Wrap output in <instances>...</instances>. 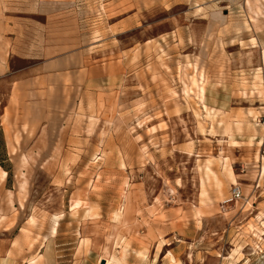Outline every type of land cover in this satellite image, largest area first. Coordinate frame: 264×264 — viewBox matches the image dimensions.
I'll use <instances>...</instances> for the list:
<instances>
[{
    "label": "rangeland",
    "instance_id": "rangeland-1",
    "mask_svg": "<svg viewBox=\"0 0 264 264\" xmlns=\"http://www.w3.org/2000/svg\"><path fill=\"white\" fill-rule=\"evenodd\" d=\"M0 16L36 57L0 77V264H264V0ZM66 52L74 67L42 72Z\"/></svg>",
    "mask_w": 264,
    "mask_h": 264
},
{
    "label": "crops",
    "instance_id": "crops-1",
    "mask_svg": "<svg viewBox=\"0 0 264 264\" xmlns=\"http://www.w3.org/2000/svg\"><path fill=\"white\" fill-rule=\"evenodd\" d=\"M26 27L18 22H8L2 19L0 16V77L10 76L13 73L18 74L22 73L26 68H20L17 71H13L11 69L10 61L13 58H17L20 60H33L36 57L31 55H21L20 53L24 51V37L28 33H26ZM40 28L37 26L31 27V32L29 33L30 41L36 43V39L38 37V32ZM36 46V45H35ZM36 48V47H35ZM42 53V51H41ZM71 53V52H70ZM69 52L61 55H47L43 58L40 63V68L42 72L46 74L58 72L62 70H68L74 67V64L71 60V54ZM33 54V53H32ZM40 59H38L40 61ZM45 245L41 247L42 254H44ZM6 264L5 260L4 263Z\"/></svg>",
    "mask_w": 264,
    "mask_h": 264
},
{
    "label": "built area",
    "instance_id": "built-area-1",
    "mask_svg": "<svg viewBox=\"0 0 264 264\" xmlns=\"http://www.w3.org/2000/svg\"><path fill=\"white\" fill-rule=\"evenodd\" d=\"M240 197H241L240 190L238 188L234 187L233 190L231 191L230 199L232 201H235V200L240 199Z\"/></svg>",
    "mask_w": 264,
    "mask_h": 264
},
{
    "label": "bare ground",
    "instance_id": "bare-ground-1",
    "mask_svg": "<svg viewBox=\"0 0 264 264\" xmlns=\"http://www.w3.org/2000/svg\"><path fill=\"white\" fill-rule=\"evenodd\" d=\"M228 173H229V176H230L231 181L233 182V184L236 183V181H235L233 175L231 174V171L230 170H228ZM106 264H109V261H106Z\"/></svg>",
    "mask_w": 264,
    "mask_h": 264
},
{
    "label": "water",
    "instance_id": "water-1",
    "mask_svg": "<svg viewBox=\"0 0 264 264\" xmlns=\"http://www.w3.org/2000/svg\"><path fill=\"white\" fill-rule=\"evenodd\" d=\"M102 264H104V263H102Z\"/></svg>",
    "mask_w": 264,
    "mask_h": 264
}]
</instances>
